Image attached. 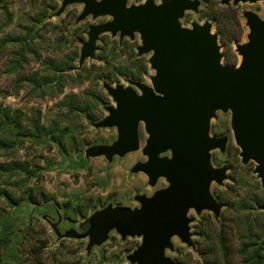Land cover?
Here are the masks:
<instances>
[{"label": "rangeland", "instance_id": "1", "mask_svg": "<svg viewBox=\"0 0 264 264\" xmlns=\"http://www.w3.org/2000/svg\"><path fill=\"white\" fill-rule=\"evenodd\" d=\"M144 1L128 0V5ZM201 2L198 13L186 12L184 27L211 21L205 13L212 3ZM62 3L0 0V264H131L128 256L141 238L122 240L114 230L105 243L87 251L89 239L60 238L57 231L83 233L94 213L110 205L139 208L136 196L150 197L168 186L161 178L151 187L147 175L131 172L136 163L148 159L142 152L148 139L143 123L138 151L112 162L86 153L91 147L111 145L118 137L115 127H94L108 115L107 108L115 106L104 84L128 87L139 81L152 86L155 71L149 54L138 55L139 34L133 40L102 35L95 59L80 65L89 28L111 18L89 16L77 22L83 5H69L58 15ZM233 7L242 24L240 38L219 41L222 63L228 66L240 63L235 45L248 40L243 12L260 18L264 14L261 2ZM230 121L231 113L221 111L211 121V136L228 138L224 153H211L214 167L229 168L223 184L212 183L210 188L221 205V216L216 220L208 211L189 212L196 247L193 250L174 236L167 256L177 264H204L198 251L217 241L221 222L226 223L225 237L237 254L235 264H245L248 258L241 255L246 225L252 221L255 232L264 234V186L253 174L255 164L242 163Z\"/></svg>", "mask_w": 264, "mask_h": 264}, {"label": "water", "instance_id": "2", "mask_svg": "<svg viewBox=\"0 0 264 264\" xmlns=\"http://www.w3.org/2000/svg\"><path fill=\"white\" fill-rule=\"evenodd\" d=\"M264 0H220L222 6L255 4ZM73 4L83 5L77 22L91 16L111 20L89 28L79 64L95 59L97 42L104 34L134 39L139 34L138 55L149 54L155 74L152 86L139 81L131 85L104 84L115 102L95 128H116L118 137L111 145L91 147L89 157H105L112 162L140 149L139 128L143 123L148 139L142 152L147 161L132 168L134 174L148 176L155 187L164 178L168 186L150 197L138 195L139 208L108 206L89 219L83 233L71 229L60 238L89 239L87 251L102 245L116 231L122 240L141 238L128 256L131 264H177L167 256L172 238L195 250L189 212L208 211L216 220L221 205L211 193L212 183L222 185L228 167L212 165L213 151H226L228 138L211 136V121L217 112H230V126L244 165L253 162V174L264 186V14L243 12L249 28L247 42L235 45L241 57L237 66L222 63L219 37L211 21L184 27L186 12H199L201 0H145L128 5V0H63L58 15ZM139 90V92L135 89ZM170 153V156H162Z\"/></svg>", "mask_w": 264, "mask_h": 264}, {"label": "trees", "instance_id": "3", "mask_svg": "<svg viewBox=\"0 0 264 264\" xmlns=\"http://www.w3.org/2000/svg\"><path fill=\"white\" fill-rule=\"evenodd\" d=\"M209 2V0H205L206 5ZM210 3L212 5L209 9L207 8L205 17L211 20L213 29L219 37V41H238L240 36L237 34L241 31L242 24L235 8L233 6H222L216 2ZM230 27H234V30L230 31ZM250 222L245 228V238L242 244L241 255L248 256L245 264H264V234L260 235L258 232H255V227L252 225V221ZM225 224L221 222V231L217 236V241L212 245L204 246L198 251L204 264H235L234 256L237 254L233 252L232 244L225 237V228L227 227ZM261 233H264V229Z\"/></svg>", "mask_w": 264, "mask_h": 264}]
</instances>
